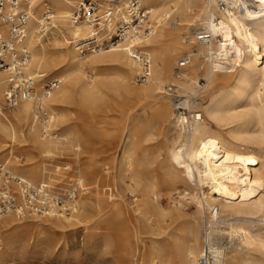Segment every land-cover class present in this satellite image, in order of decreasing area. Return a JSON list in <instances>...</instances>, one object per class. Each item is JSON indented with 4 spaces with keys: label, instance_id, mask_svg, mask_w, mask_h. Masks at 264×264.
Listing matches in <instances>:
<instances>
[{
    "label": "bare ground",
    "instance_id": "bare-ground-1",
    "mask_svg": "<svg viewBox=\"0 0 264 264\" xmlns=\"http://www.w3.org/2000/svg\"><path fill=\"white\" fill-rule=\"evenodd\" d=\"M229 1L232 8L218 12L219 0H148L152 7L150 20L155 22H152L151 36L142 45L153 58V70L149 82L141 84V88L132 85V73L137 72V64L124 44L80 57L69 40L58 37L64 30L75 36L88 31L86 23L73 24L69 20L77 0H49L29 9V27L19 46L29 53V70L38 81L50 72H60L62 84L47 97L48 103L60 107L63 102L73 100L79 113L75 135L44 134L29 100H22L10 108L9 113H4L1 102L5 100L8 78L5 73L0 74V155L7 140L11 146L23 138L30 146V160L35 156L38 159L17 162L19 172L12 170L18 176L33 185H55L62 190L72 181L78 190L63 200V206L53 207L48 214L32 215L34 221L63 232L84 227L88 242L98 245L101 239L109 238L108 233L99 232L100 222L121 218L120 202L106 203L100 195L92 193L94 186L87 185L84 178L98 161L97 154L88 152L85 147L87 143L91 147L98 143L90 137L89 119L110 103L103 91L108 83L99 77L85 81L83 66L87 61L92 64L103 62L115 71L114 82L110 83L113 92L126 95L135 102L149 100L153 103L162 134L167 135L172 124L182 130L167 149L166 157L160 163L163 171L154 180L147 178L135 163L133 165L134 157L155 150L150 146L152 134L147 128L148 120L143 118L145 112L136 113L138 118L118 144L117 150L122 154L121 176L128 178L127 194L137 191L139 196V202L134 205L135 212L149 222L157 218L151 225L152 230H159L160 221L179 220L186 235L175 241L173 251L163 248L164 260L156 251L152 264L173 261L181 264H264V0ZM198 6L197 19L194 22L186 19L192 8ZM47 9L51 23L56 27L49 38L50 43L38 36L43 11ZM172 16L184 20L170 23ZM184 24L188 28L200 25L213 37L211 42L199 43L205 50L195 49L197 52L194 53L212 59L204 71L206 81L203 86H208L209 99L199 109L202 113L199 121L192 119V112H180V106L175 107L178 111L174 115L161 95L167 92L164 86L172 81V61L181 48L177 34ZM0 29L3 35L9 34L6 25ZM89 57L93 58L84 60ZM227 62L234 63L232 69H226L224 64ZM197 66L191 62L190 71L178 79L181 81L178 88L185 93L195 92ZM120 105L123 108L124 105ZM58 117L52 112L50 122L57 121ZM23 127L29 134H23ZM106 137L100 141L104 153L112 151L116 135L109 133ZM165 140L157 139L158 148ZM61 144H77L80 153H88L84 158L79 152L75 153L79 158L73 161L78 168L77 175L69 163L64 167L52 163ZM49 165L53 171L47 167ZM167 166L175 169L169 170ZM105 169H109V165ZM180 183L186 188L178 199L171 191ZM116 185L114 182L109 186L108 198L112 202L117 199L119 188ZM159 185L160 194L166 191L170 200L173 199L170 206H163L158 200ZM190 205H194V210H189ZM15 217L11 213L0 219V264H4L5 256L16 248L18 229L29 219L27 216L24 222H19ZM9 264L22 263L11 261Z\"/></svg>",
    "mask_w": 264,
    "mask_h": 264
},
{
    "label": "rangeland",
    "instance_id": "rangeland-1",
    "mask_svg": "<svg viewBox=\"0 0 264 264\" xmlns=\"http://www.w3.org/2000/svg\"><path fill=\"white\" fill-rule=\"evenodd\" d=\"M150 9H152L151 5ZM199 10L200 6L193 7L192 11L186 16V19H190L194 22V20L197 19L195 17L198 15ZM173 17L174 16L169 18L170 23L178 19L184 20L182 17ZM152 22L155 21L151 20V25H153ZM197 23L199 24V21ZM51 27L52 29L49 34L43 38L40 37L42 41L50 43L49 38L53 31L56 30L53 23H51ZM202 30L204 29H202L200 25H193L188 28L187 25L184 24L177 34L181 48L174 54L175 56L172 61L170 71L172 81L164 86L167 92L161 93V95H164V99L174 115L178 111V109L175 108L177 106L182 107V109L179 110L180 112L193 113L196 110L201 112L199 109L209 99L208 86H203V84L206 81L204 71L207 68V64L212 60L202 55H194V53L197 52L195 49L201 52L205 50V48L201 47L199 43L192 44L187 40L188 36ZM69 34L68 31L64 30L57 36L61 39L65 37L68 40ZM147 52L150 53L148 50ZM189 53L192 55L191 62L198 64L196 67L198 68V83L194 88V93H185L182 89L178 88V83L181 81L178 80L179 77L175 73V68L179 60ZM92 58L93 57H89L84 60H91ZM189 71L190 68L188 65L182 73L185 74ZM114 72V69L103 62L92 64L87 61L83 66L85 81L95 80L99 77L108 83V87H105L103 91L106 93L107 100L110 103L109 107L103 108L97 112L94 118L89 119L91 123L90 137L93 141H98V143H94L95 145L92 147L87 143L85 147L88 152L97 154L98 161L95 165L96 167H94L91 172H86L84 174V178L87 185L94 186L92 193H96L98 196L100 195L106 203L112 204L115 202L117 204L120 202L119 204L122 210L121 218L118 219V221L111 220V222H107V220H105L100 222L99 232L108 233L109 238H107V240L104 238L101 239L98 245H91L86 238L84 227L73 228L72 230L63 232L60 229L53 230L48 226L45 227L41 222L34 221L32 218L33 216H29L28 221L18 229L16 248L5 256L7 261L4 262V264H9L11 261L22 264H152V258L155 256L156 251L160 252V257L164 260L163 248H165L166 251H173L175 241L180 237L184 238L186 236L184 231L181 230L182 222L179 220H168L163 223L160 221L159 230H152L151 225H154L157 218L154 217L152 218L153 222H149L146 218L142 217L141 214L135 212L136 207H134V205L136 202H139V196L137 191L132 194H127L126 182H128V178H122L121 176L122 154L121 151L117 150L120 139L127 131L131 130L130 128L134 120L138 118L136 113L145 112L146 115H144L143 118L148 120L147 128L150 134H152L150 146H154L155 150H149L139 157H134L133 165L135 163L138 169L145 172L147 178L154 180L157 179L158 174L163 171L161 168L162 164L160 163L165 159L167 149L172 142L176 141L182 130L180 127L175 126V124H172V129L169 133H167V135L162 134L156 119L157 110L153 103L149 100L135 102L129 100L126 95H120L112 91L110 83L114 82ZM60 74V72H50L43 80L59 78ZM132 74L133 87L141 88L142 85L135 82L136 73L134 72ZM46 104L50 114L55 112L59 116L57 121L50 122L52 126L49 127V131L59 137L67 136L70 133L75 135V124L79 117L77 103L73 100H67L63 102L60 107H57L51 106V104L49 105L48 100H46ZM120 104L124 105L123 108L120 107ZM1 107L4 113H9L11 111L10 108L5 106V100L1 102ZM23 129L24 127L21 128V130ZM23 132L24 135L25 133L26 135L29 134L28 130H23ZM105 133L116 135L115 142L112 146L113 149L108 153L102 152V148L100 147V141L108 138ZM157 139H166L159 148L157 146ZM23 140V138L18 139L17 142L11 146H9L10 142L7 140V144L3 148L4 152L0 155V162H6L8 166L16 172H19V170L16 169L17 162L26 163L38 159V157L35 156L33 160H30L31 158L28 156L30 146L27 144V141ZM76 145L77 144L59 145L60 150H57L55 152L56 155L52 158V163L60 167H64V164H71L72 168L74 167L73 173L75 175H77L78 168L74 166L73 161L79 159L77 154H75L79 152ZM82 151L83 150H81V152ZM87 154L80 153V157L84 158ZM106 165H109V169L104 170ZM47 167H49L50 171H53L52 166L49 165ZM166 168H169V170L175 169L174 166H167ZM106 170H108V172H106ZM62 171L66 173L67 170L63 168ZM62 171L60 172L62 173ZM114 182L117 184L116 188L118 187L119 189L117 192V199L112 202V200L108 198V194L111 191L109 186H112ZM71 183L72 181L66 183L68 184L66 189ZM54 187L59 186L54 185ZM157 188L159 190L158 200H160V203L163 206H170V202L173 199L170 200L171 197H169L166 191H162L160 194V185ZM184 188H186V185L180 183L177 185V189H173L171 193L174 194L173 196H178L177 198L179 199L185 192ZM136 197H138L137 200H135ZM194 208V205H190L189 210L192 211ZM15 216L17 221L24 222V218L16 214ZM5 217L6 216L0 219L3 220ZM107 225L110 226L107 228ZM3 243L5 245V241ZM170 264L181 263L179 261H173ZM238 264H241V262Z\"/></svg>",
    "mask_w": 264,
    "mask_h": 264
},
{
    "label": "built area",
    "instance_id": "built-area-1",
    "mask_svg": "<svg viewBox=\"0 0 264 264\" xmlns=\"http://www.w3.org/2000/svg\"><path fill=\"white\" fill-rule=\"evenodd\" d=\"M49 0H0V26L6 25L8 35L0 29V74L8 78L5 92V106L12 108L22 100L33 105L35 119L44 134H50V113L46 104L47 97L57 89L60 78L38 81L29 70L30 56L26 49L19 46L26 37L29 27L31 7ZM148 0H77L70 15V22L86 23L88 31L80 35H68L80 57H87L125 45L129 56L137 64L135 82L146 84L152 76L153 58L142 45L151 36L150 4ZM232 8L229 0H219L218 12ZM49 9L43 11L42 22L38 28L39 38L51 32ZM194 43L211 42L213 37L202 30L187 37ZM211 59V58H209ZM192 56L186 54L176 65L175 73L182 77V71L190 64ZM212 60V59H211ZM232 69L233 62L224 64ZM234 69V68H233ZM42 84L40 85V83ZM193 120H202L201 112L191 113ZM77 187L71 183L67 189L33 185L18 176L6 162H0V218L14 213L21 218L32 215L48 214L53 207L63 206V200Z\"/></svg>",
    "mask_w": 264,
    "mask_h": 264
}]
</instances>
